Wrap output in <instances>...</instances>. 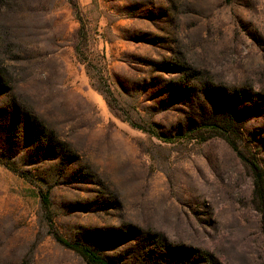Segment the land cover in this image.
<instances>
[{
    "label": "rangeland",
    "instance_id": "1",
    "mask_svg": "<svg viewBox=\"0 0 264 264\" xmlns=\"http://www.w3.org/2000/svg\"><path fill=\"white\" fill-rule=\"evenodd\" d=\"M55 233L264 264V0H0V264H89Z\"/></svg>",
    "mask_w": 264,
    "mask_h": 264
},
{
    "label": "trees",
    "instance_id": "2",
    "mask_svg": "<svg viewBox=\"0 0 264 264\" xmlns=\"http://www.w3.org/2000/svg\"><path fill=\"white\" fill-rule=\"evenodd\" d=\"M76 52L79 57L82 56L81 50L79 47L76 48ZM11 166V165H10ZM14 168V167H10ZM16 171V169H13ZM42 201L45 207H48L50 203L49 193L48 192H41ZM56 240L65 247H68L76 252H78L89 264H122L119 262H115L103 257L97 250L85 245L80 241H70L65 239L59 233H55Z\"/></svg>",
    "mask_w": 264,
    "mask_h": 264
}]
</instances>
